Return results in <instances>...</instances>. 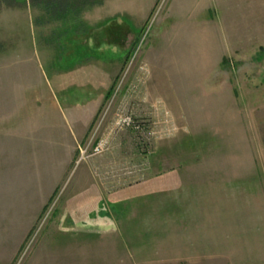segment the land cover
Here are the masks:
<instances>
[{
  "label": "rangeland",
  "instance_id": "374dc122",
  "mask_svg": "<svg viewBox=\"0 0 264 264\" xmlns=\"http://www.w3.org/2000/svg\"><path fill=\"white\" fill-rule=\"evenodd\" d=\"M208 3L0 0V264H264V38Z\"/></svg>",
  "mask_w": 264,
  "mask_h": 264
},
{
  "label": "crops",
  "instance_id": "0c3cea01",
  "mask_svg": "<svg viewBox=\"0 0 264 264\" xmlns=\"http://www.w3.org/2000/svg\"><path fill=\"white\" fill-rule=\"evenodd\" d=\"M248 1L254 3V0H208V6L211 8L208 27L215 48L212 56L216 48L220 47L219 40L246 41L264 38V5H259L260 13L257 14L253 4L248 6L249 10L244 6Z\"/></svg>",
  "mask_w": 264,
  "mask_h": 264
},
{
  "label": "trees",
  "instance_id": "16d2710c",
  "mask_svg": "<svg viewBox=\"0 0 264 264\" xmlns=\"http://www.w3.org/2000/svg\"><path fill=\"white\" fill-rule=\"evenodd\" d=\"M24 3V2H23Z\"/></svg>",
  "mask_w": 264,
  "mask_h": 264
}]
</instances>
